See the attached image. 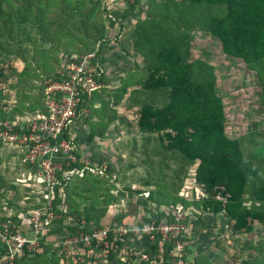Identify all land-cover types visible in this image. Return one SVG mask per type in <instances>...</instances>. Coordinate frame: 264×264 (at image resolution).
I'll return each instance as SVG.
<instances>
[{
	"label": "trees",
	"instance_id": "16d2710c",
	"mask_svg": "<svg viewBox=\"0 0 264 264\" xmlns=\"http://www.w3.org/2000/svg\"><path fill=\"white\" fill-rule=\"evenodd\" d=\"M140 6L141 0H133L111 12L113 17L108 18L101 0H0V122L16 121L18 113L22 116L26 112L32 117L46 114L44 86L42 93L32 95L33 101L24 106V113L16 105L11 106L9 114L4 112L10 95L14 101L18 100L24 95V85L30 84L25 80L30 72L25 55L39 40L32 33L41 36L39 47L50 48L57 46L58 36H80L88 44L77 55L94 52L98 45L99 59L103 45L119 44L117 36L125 34L128 21L133 28V41L126 50V56L133 59L129 72L131 75L135 71L134 75L140 77L130 84L126 80L113 99L102 76L100 82L104 87L96 91L98 96L84 98L85 107L93 113L99 112L104 121L99 133H90L89 141L104 138L115 121L127 125L126 116L119 115V106L134 113L133 128L141 137L139 152L144 156L139 163L145 166L139 184L155 186L147 191L125 187L122 194L142 197L143 212L149 203L164 212L181 208L185 213L182 223L189 234V220L194 214L196 227L193 226L192 234L208 233L205 215H224L231 230L239 234L250 233L256 225L264 228V130L249 131L238 138L227 134L225 106L217 91L215 68L206 59L194 56L195 36L201 32L217 41L221 54L229 60L263 72L264 0H150L145 9ZM109 31L116 34L110 37ZM17 60L26 64L20 72L15 65ZM138 61L144 64L140 66ZM59 62L61 58L57 57L48 79H62L57 70ZM95 103L98 108H93ZM62 138L71 140L67 131ZM73 154L77 161L66 167V171L81 167L76 147ZM1 164L0 152V167ZM164 169L171 172L167 179ZM191 169L194 191L192 196L183 197L175 182L178 180L181 186L180 177L186 178ZM108 176V172L106 178L86 172L81 178L66 175L65 179L64 173L58 174L51 204L55 219L42 234L38 250L24 248L22 255L10 264H128L123 256L125 238L109 239L112 246L107 263L89 259L82 249L76 257L83 261L73 263L70 257H64L62 246L55 242L66 229L76 233L78 228L69 219H83L96 227L119 223L117 216H109L117 205V195ZM39 188L37 192L28 188L20 192L0 173V220L17 221L42 207L48 190L42 183ZM151 209L149 221H169L163 219L162 211ZM188 239H182L186 257L190 253ZM160 244L161 239L156 235L143 236L132 252L134 256L140 252L152 253ZM171 246V242L166 244L167 248ZM244 251L249 253V258H243ZM241 252L231 256L232 262L239 259L241 264H264V241L244 247ZM164 264H171L170 259Z\"/></svg>",
	"mask_w": 264,
	"mask_h": 264
},
{
	"label": "rangeland",
	"instance_id": "374dc122",
	"mask_svg": "<svg viewBox=\"0 0 264 264\" xmlns=\"http://www.w3.org/2000/svg\"><path fill=\"white\" fill-rule=\"evenodd\" d=\"M138 11L141 12V10ZM126 25L129 26L128 21H126ZM131 25L129 26V29H132ZM108 34L112 37L116 34V31H109ZM32 37H36L39 40L35 45L29 47L28 54L25 55L30 62V65H28L30 69V72L27 75L28 80L26 78L25 80L30 82V84L26 83V85H24V89H22L24 95L22 97L20 96L18 100L15 99L14 101L12 95H10V98L6 100L7 107L4 109L6 114L11 112L10 108L13 105H16V108L24 113V106H28L33 101L32 95L42 93L41 86H44V83L48 80L47 75L54 71L57 57L62 58L63 56L72 57L77 55L78 51L88 44L87 41L83 40L80 36L74 37L76 39L58 36L57 46L53 48H50L49 45L39 47L41 36L34 32L32 33ZM120 38L121 36L118 35L117 40H120ZM107 44L103 45L102 49L106 48L108 46ZM194 46V56L209 61L214 66L215 72L217 73V91L222 97L225 106L227 134L233 138H238L241 135L247 134V132L249 133V131H263L264 71L262 72V70H260L257 72L246 68L238 62L229 60L221 54L218 42L207 34L198 32L195 36ZM127 49H129V47ZM121 54V58L123 59L119 58V61L111 62L112 59H114V55L107 58V70L105 73H107L106 76L108 78L106 79L104 75V80L108 81V83H105V88H107V90H109L112 83L114 90L110 92L108 91L112 95V98L116 95L118 89L123 86L126 80L129 81L130 84L133 83L136 78L140 77L137 73L134 75L135 71L130 75L129 71H131L133 66L132 57L125 56L126 52L124 55L123 52H121ZM62 62L63 61H61V63ZM138 62L140 66L144 64L141 61ZM105 63L102 61L103 66H105ZM59 64L57 65V70ZM15 65L19 72L26 66V64L20 60H17ZM120 77H122V79H120ZM18 85H21V83ZM36 87L40 88V90L38 91ZM94 95H96V93ZM101 95L104 94L101 93ZM111 106L112 108L115 107L113 102L111 103ZM98 107L99 105L96 103L93 105V108ZM118 112L119 115L124 114L126 116L127 119L125 123L127 125H121L118 121H115L109 125L104 138H95L93 141H89L88 134L92 132L95 134L99 133L101 130V123L104 121L101 120L102 118L101 115L98 114L99 112L93 113L88 108H85L80 116L76 118L77 120L74 122L75 127L73 125L74 128H70L72 133L69 137L71 141L74 142L81 159L96 164V166L104 170L101 177L106 178V172H108V178H111L114 190L116 191H113V193L117 195V205L110 210L111 213H109V216H117L119 218V224L121 222L128 226H130V224L137 225L136 223L139 221V216H145V219L143 218L144 220L151 219V213L148 210L153 208L154 210L156 209L155 211L157 212L162 211L161 214L163 219L165 218V220H167L169 217L168 210V213L164 212L160 208L152 207V204L149 203L145 206L147 211L144 209L145 212H143L141 210L144 203L142 197L125 193L122 194V189L125 187H130L135 190L141 188L147 191L151 186L154 187L155 185L152 184L148 185V187H144L139 184V179L144 176L145 166L140 165L139 163V160L144 158V156L139 152L142 144L141 137L135 134L133 128V111L127 112L125 111L124 106L121 105L118 107ZM18 115L15 116V120L21 119L17 117L25 116L24 119H30L33 116L26 112L22 116ZM33 118H37V116L32 117V119ZM133 138H136L135 145ZM0 144V152L2 155L0 173L3 178L8 182L15 184L20 192L26 191V188L33 192L40 190L41 188H39V186L41 182L31 169L26 167V164L22 162L19 150L8 144ZM152 145L153 143H151V145L149 144V147ZM135 154L138 155L135 156ZM157 159L158 157L154 158V160ZM169 165L171 168L174 167L173 162H169ZM164 170V173L167 176L165 178L167 179L171 172L167 169ZM192 171V169L188 171L186 178L180 177V180L183 181L181 186H179L180 182L178 180L175 182L176 186L180 188L182 192L181 196L183 197L192 196L194 191ZM155 175L158 178L160 177L156 173ZM227 227L224 228L223 233H215L213 239L217 248L225 247L228 249V232L225 230ZM263 231L264 230H262V232ZM186 236L189 238L191 235L186 232ZM192 252L193 250L190 248V253ZM217 254L215 255V258H211L210 260H208L209 258H206L207 256H202L200 259L201 264H228V255L224 258L222 255ZM5 262H7L5 259H3V261L0 259L1 264H5ZM134 264H136V262Z\"/></svg>",
	"mask_w": 264,
	"mask_h": 264
},
{
	"label": "built area",
	"instance_id": "2783aa9c",
	"mask_svg": "<svg viewBox=\"0 0 264 264\" xmlns=\"http://www.w3.org/2000/svg\"><path fill=\"white\" fill-rule=\"evenodd\" d=\"M133 0H101L105 15L112 18L113 11L119 10ZM121 36V35H120ZM98 45L94 52L61 58L63 61L58 68L62 79H48L44 83V107L46 114L33 119H19L13 122H0V143L11 145L22 157L39 181L48 190L45 195L46 203L28 216L14 221L0 220V244L6 250L5 264H10L22 255L23 249L38 250L39 241L47 226L55 219L51 211L52 194L56 189L58 174L83 177L86 172L103 175L104 170L80 159L79 168L66 167L77 161L73 154L75 145L71 140L62 138L63 134L73 126L80 110H84V98L103 87L100 78L104 75L100 60L96 56ZM148 193L144 194L147 197ZM169 221L156 223L147 220L137 225L127 226L111 223L103 227H96L83 219H69L76 233L66 229L64 235L57 236L55 242L62 246L64 257H70L73 263L83 261L76 257L81 251L93 261L107 263V256L112 246L109 239H122L124 244L123 256L128 264H164L167 258L171 264H187L185 244L186 228L182 223L185 213L181 208L169 209ZM168 213V212H167ZM24 228H28L24 230ZM158 236L161 243L152 253H138L134 256L132 248L143 236ZM171 242L170 248L166 244ZM80 247V248H79ZM79 248V249H78ZM80 255V254H79Z\"/></svg>",
	"mask_w": 264,
	"mask_h": 264
},
{
	"label": "crops",
	"instance_id": "0c3cea01",
	"mask_svg": "<svg viewBox=\"0 0 264 264\" xmlns=\"http://www.w3.org/2000/svg\"><path fill=\"white\" fill-rule=\"evenodd\" d=\"M148 2H149V0H141L140 8L145 9L148 5ZM129 26H127L125 34L121 35V38L122 37L123 38H122V40L120 38L119 44L108 43L107 44L108 46L101 50L99 60H100L101 68L104 71V75H105L106 79L108 78L106 76L107 73H105V71L107 70V66H106V64L108 62L107 58L114 55V59H112L111 62L119 61V58H121V55H122L121 52H123V55H124L127 48L130 47L132 44L131 42L133 41V36H132L133 28L131 26L132 29H129ZM121 59H123V58H121ZM102 61H104V63L106 62L105 66L102 65ZM120 79H122V77H120ZM106 83H108L107 80H106ZM112 90H114V88L112 87V83H111V87L109 88L108 91L110 92ZM98 92H96V95H94L95 94L94 93L92 96H94V97L98 96V94H99ZM41 115H43V114H41ZM41 115H37V116H41ZM74 127H75V125H74ZM74 127L72 126L71 129H73ZM71 129L69 130V136L72 133ZM89 135H90V133L88 134V136ZM196 216L194 214L192 217H190V220H189L190 221L189 228H190V235L191 236L189 237L188 248L189 249L191 248L193 250V252L187 254V257H186L187 258V264H201L200 259L202 258V256H204V257L207 256L206 258H209L208 260H210L211 258L216 257L215 255L217 254V252L219 255H222V257H224V258H226V255H228V264H241L239 259L232 262L233 260L231 259V256L236 251L241 252V249L244 247H249V246H252V245H255V244H258V243H261L262 241H264V231L262 232V230H264V228L262 226H259V225L254 226L252 231L248 234H239V233H236V232L231 230L229 224L227 223V218L224 215H218V216L205 215L203 217V219L205 221V230H207L208 233L203 234V233L199 232L197 234L196 233L192 234L191 230H192L193 226L196 227V222H195ZM143 218L145 219V216H139V221L136 224H140L142 222H145L146 220H144ZM120 224H122V223L120 222ZM130 225H135V224H130ZM225 227H227L225 230H227V232H228V249L225 247L217 248L216 247L217 245H215L213 238L215 237V233H220V232L223 233V230ZM27 229L28 228H24V230H27ZM218 230H220V231H218ZM218 249H219V251H218ZM5 251L6 250H5L4 246L2 244H0V254H1L0 259L2 261L5 257L4 256ZM248 254L249 253L247 251L241 252V255L243 256V258H245V256L247 257ZM198 258H199V260H198ZM247 258H249V257H247Z\"/></svg>",
	"mask_w": 264,
	"mask_h": 264
}]
</instances>
